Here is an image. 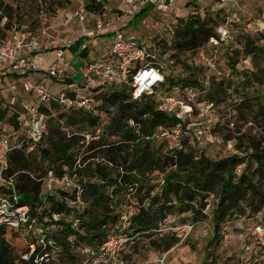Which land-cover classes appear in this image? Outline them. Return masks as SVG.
<instances>
[{"label": "rangeland", "instance_id": "rangeland-1", "mask_svg": "<svg viewBox=\"0 0 264 264\" xmlns=\"http://www.w3.org/2000/svg\"><path fill=\"white\" fill-rule=\"evenodd\" d=\"M237 1L242 18L239 23L230 27L229 43L219 47L215 69L212 71L203 65L204 60L199 54L202 51L205 57L213 56V47L209 40L200 44L202 35H199L195 45H184L186 37L181 28L190 21L197 25L204 22L205 28L215 31L221 15L225 10L228 11L229 7L220 0H171V4L163 8H158L157 3H149L141 15L138 13L130 17L124 28L127 39L150 41L173 59L169 75L173 78L175 87L169 91L174 95L184 96L191 88L196 92V99L200 103L204 99L207 100L205 94L210 91L208 87L211 83L222 82L226 91L217 95L214 101L216 118L213 119V128L217 141L215 144H207L203 149L208 159L218 161L234 154L231 152L232 148L235 154L243 158L233 164L234 180L236 181L245 169L251 178L250 183L242 188L238 202L226 209L222 215H218V193L213 190L212 185H209L206 191L195 188L194 182L199 179L194 173L188 176L194 194L191 201L184 198L181 203L176 196L171 195V203L165 204L164 199L160 198L157 204L151 206L146 198V189L137 187L130 193L120 194L119 197L123 200L121 210L137 213L142 207L149 212L163 208L165 218L157 229L136 233L132 242L118 252L113 264H264V232H258L256 229V226H264V164L257 169V162L251 157L253 148L258 147L259 151L264 148V85L253 80V72L263 68L264 54L260 52L257 57L250 55L245 45L249 37L264 48V0ZM87 2L88 0H0V28L7 22L12 26L29 28L44 53L43 61L47 63L59 45L68 40H76L83 27L95 23L94 14L108 19L112 13L122 14L126 9L123 0H107L104 14L92 13L86 9ZM80 9L84 10V21H80L76 15ZM7 35L9 37L10 33ZM112 41L113 35L107 30L98 38H85L74 48L67 49L65 59L70 67L66 77L74 74L77 75L74 80L80 81V75L76 71L84 60L99 58ZM84 50L85 55L82 54ZM25 79L27 78L23 76H9L0 81V137L6 136L10 138V142L16 136L20 137L23 132L21 121L16 119L19 126V129H16L10 118L15 112L21 117L24 111L23 99L29 95L23 88ZM66 87L64 82H55L52 83L50 91L56 95ZM186 88L188 90H185ZM247 97L251 100H247ZM122 103L129 105V100L124 98ZM197 104L194 106L196 112L199 111ZM120 105L121 101L116 100L110 93L93 95L91 106L82 113L89 118H97L98 123L94 126L87 122L73 125L68 121L70 115L76 114L79 117L80 112H69L68 115L57 112L53 125L47 122L41 147L48 146L47 135L53 126L61 136H80L83 140L80 144L83 145L79 148V157H82L92 138L107 136V133L103 134L102 128L98 127H106L117 114ZM194 120L201 121L199 117ZM183 143L190 150H197L185 141L179 145L183 147ZM158 144L159 141L156 145ZM41 147L31 152L27 166L28 169L33 167L30 176L42 182L41 192L44 193L51 189L47 181L42 180L43 174L36 169L38 166L49 167L50 164L47 161L43 164L39 161ZM175 148H180L176 142H164L158 153L163 157L172 155ZM99 161L95 159L93 162L95 164ZM100 165L105 166V163L100 161ZM171 169L172 167L166 166L165 173L149 174L150 185L153 186L151 196L159 192L163 176ZM223 179L224 182L229 180L227 175H224ZM110 212L116 215L120 210ZM216 221L218 230L215 227ZM116 225H119L118 220L115 224L109 223V232L114 230ZM189 226H192L191 230L188 229ZM132 232L133 229L129 228L128 233L134 234ZM15 246L20 249L21 242L16 241ZM73 252L76 253L77 250ZM70 261L66 254L56 252L50 258V264H69Z\"/></svg>", "mask_w": 264, "mask_h": 264}, {"label": "trees", "instance_id": "trees-1", "mask_svg": "<svg viewBox=\"0 0 264 264\" xmlns=\"http://www.w3.org/2000/svg\"><path fill=\"white\" fill-rule=\"evenodd\" d=\"M106 3L107 0H88L86 9L92 13H103ZM145 10L146 8H143L139 14L141 15ZM222 21L221 15L219 24ZM20 28V26H12L10 22L5 23L0 28V42L6 40L8 32ZM181 30L186 37L184 45H195L199 35H202L199 43L204 44L216 34L213 29L205 28L204 22L197 25V23L190 21ZM79 42L76 41L72 48ZM245 45L246 51L250 55L257 57L260 52L264 54L263 46H258L257 42L249 37H247ZM85 53L84 50L82 54L85 55ZM168 75L165 77L162 86L172 90L175 87V82ZM253 78L258 84L264 85V65L261 70L253 72ZM208 88L210 91L205 96L207 101L213 103H215L217 95L226 91L222 87V82L211 83ZM102 92L110 93L116 100L121 101V105L117 114L108 122L106 127L104 125L98 127L102 128V133H107V136L92 138L88 142L86 153L82 157H79V148L83 145V143L80 144L83 142L80 136H61L53 126L47 135V147H41L42 135L33 150L28 151V145L23 144L21 148L14 149L7 156V168L3 172L4 177L14 180L20 202L27 204L31 211L42 207L40 219H47L46 225L48 226H56V230L47 229L46 231L48 237L54 241L53 246L46 245L45 249L38 246L34 254L31 255L29 264H50V258L54 252L66 254L71 259L69 264H80L86 256L97 249L104 239L119 230L121 226L120 216L123 214L128 215L130 221L128 229H133L132 233L157 229L162 219L165 218L162 213L163 208L158 210L153 208L154 210L149 212L142 207L137 213L121 210L123 200L119 195L130 193L137 187L146 189V198L151 206L157 204L160 198L164 199L165 204L171 203V195L176 196L177 200L183 203L184 198L190 201L194 199L193 188L190 180H188V176L194 173L199 179L194 182L195 188L206 191L208 186L212 185L213 190L218 193V215H222L226 209L233 207L238 202L242 188L250 183L251 177H249L247 169L236 181L234 180L233 164L243 159L238 154L212 161L208 159L204 149L200 150V153L198 150L194 152L184 143L183 147L175 148L172 155L163 157L159 154L163 143L170 141L153 140L145 137L150 136L157 127L170 124L175 119L158 110L154 95H145L138 101H131L127 86L109 92L96 91L94 95ZM124 98L129 100V105L122 103ZM247 100L250 101L251 98L247 97ZM43 110L54 115L51 114L49 117V124L53 123V118L57 112H63L67 115L69 112H80L79 117L72 114L67 118L73 125L87 122L94 126L98 123L96 117L89 118L87 115H83L82 112L87 111V109L68 111L54 103L51 104V110L47 108H43ZM17 117L18 114L15 112L10 121L16 129H19ZM19 138L16 136L12 143ZM112 138L113 140L110 141L109 139ZM157 141H159L158 145H156ZM37 147H41L39 161L42 164L47 161L50 166H38L36 170L43 174V178L49 170H52L54 175L59 178L65 175L73 177L75 174L74 183L70 188L60 185L54 193L41 192L42 182L30 176L33 167L28 169L27 166L29 165L28 159L32 156L31 152ZM251 157L256 160L257 169H260L264 164V148L261 151L258 150V147L253 148ZM95 159L105 163V166L100 165V161L94 164ZM166 166H170L172 169L163 176L162 183L159 185V192L155 196H151L153 186L150 185L149 174L153 172L165 173L164 168ZM224 175H227L229 179L227 182H224ZM0 188L5 189L3 186ZM77 197H79L77 205L72 204L73 201L77 200ZM110 210H120V212L112 215ZM70 216L73 220H78L75 227H72V220L66 219ZM117 220L119 225H116L114 230L109 232L108 224H115ZM215 227L218 230L217 221ZM16 241L21 242L20 249H16ZM75 249L77 250L76 253L73 252ZM28 251V245L9 226L0 227V264H21L24 262L21 256ZM44 252L48 253L47 260L46 258L39 259ZM37 257V262H35Z\"/></svg>", "mask_w": 264, "mask_h": 264}, {"label": "built area", "instance_id": "built-area-1", "mask_svg": "<svg viewBox=\"0 0 264 264\" xmlns=\"http://www.w3.org/2000/svg\"><path fill=\"white\" fill-rule=\"evenodd\" d=\"M220 1L228 4L229 7L228 11L225 10L222 14L223 21L215 30L216 34L209 38L213 47V56L205 57L202 51L199 53L200 58L204 60L202 64L209 71L215 69L216 52L219 47L226 42L229 43L230 27L239 23L242 18L237 0ZM123 2L126 9L122 14L112 13L108 19L94 14L95 23L83 27L76 40H68L59 45L55 49L54 56L47 63L43 61L40 45L31 30L25 26L19 30L13 29L10 36L0 42V81L9 76H23L27 78L23 88L29 94L24 100L21 117H17L21 121L23 131L19 140L12 143L6 136L0 137V182L5 188L0 192V227L9 226L28 245L29 251L21 256L24 260L21 264H29L30 257L38 246L42 249H45L46 245L53 246L54 241L48 237L46 231L56 230V226H48L47 219H40L42 207L31 211L27 204L20 202L14 180L5 178L3 172L7 168V156L11 151L21 148L23 144H27V150L31 151L41 139L48 119L51 114L53 115L43 108L51 110V104L56 103L68 111L86 109L91 106L96 91L109 92L127 86L131 101H138L145 95H154L158 110L175 119L170 124L157 127L145 138L173 141L180 148L179 144L185 141L197 150H202L207 144H215L217 141L213 128V119L216 118L215 104L205 99L199 103L196 92L191 88L184 96L174 95L165 89L162 85L169 74L173 59L161 47L151 44L150 41L143 39L132 41L126 38L124 28L130 17L138 14L147 4L158 3L160 0H123ZM159 7L163 8L167 5L159 4ZM83 11L80 9L76 13L80 21L85 20ZM107 30L113 35L110 47L99 58L84 60L76 71L80 75V81H67L66 72L70 64L65 59V51L71 49L76 41L98 38ZM35 73L41 74V78L36 82L30 78V75ZM55 82H64L67 87L53 95L50 89ZM196 104L199 105L198 112L194 109ZM198 117L201 119L200 122L194 120ZM231 152L236 153L232 148ZM75 176L73 174V177L65 175L59 178L49 170L43 180L47 181L51 189L49 193H54L60 185L70 188ZM78 202L79 197L72 204L77 205ZM66 219L72 220V227L77 225V219L73 220L71 216ZM120 223L119 230L104 239L80 264L114 263L118 252L125 249L136 234H129L126 231L130 225L127 214L120 216ZM191 228L192 226L188 227L189 230ZM256 229L258 232H264V226H256ZM43 258L47 260V252H44L39 259ZM37 259L38 257L34 261L37 262Z\"/></svg>", "mask_w": 264, "mask_h": 264}, {"label": "crops", "instance_id": "crops-1", "mask_svg": "<svg viewBox=\"0 0 264 264\" xmlns=\"http://www.w3.org/2000/svg\"><path fill=\"white\" fill-rule=\"evenodd\" d=\"M159 4H164V5H169V4H171V0H160V2H158L157 3V7L158 8H160L159 7ZM146 8V7H145ZM111 32V31H110ZM107 50V47H106V49H105V51ZM43 52V51H42ZM41 52V54H44V53H42ZM52 59V58H51ZM51 59H48L46 62H48V61H50ZM74 76H77V75H74L73 74V76H71V77H69V78H67L66 80H69V81H72V80H74ZM30 78L34 81V82H36V81H38L40 78H41V74L40 73H35V74H33V75H31L30 76ZM27 97H29V95H27ZM30 97H32V96H30ZM25 99H26V97H25ZM23 103H24V99H23ZM18 119V118H17Z\"/></svg>", "mask_w": 264, "mask_h": 264}]
</instances>
